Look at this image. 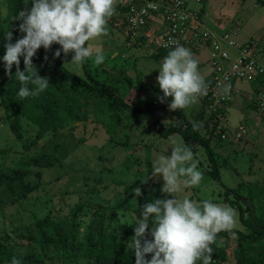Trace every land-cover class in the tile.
Here are the masks:
<instances>
[{
	"label": "rangeland",
	"instance_id": "374dc122",
	"mask_svg": "<svg viewBox=\"0 0 264 264\" xmlns=\"http://www.w3.org/2000/svg\"><path fill=\"white\" fill-rule=\"evenodd\" d=\"M184 2L200 13L210 30L222 32L237 27L238 40H257V56L264 61V6L256 0ZM26 5L30 8L31 0H26ZM14 7L15 0H0V45L6 42L5 31L13 21ZM125 22L124 10L117 0L116 13L108 22V35L90 42L101 45L105 56L99 66L94 64V58L88 59L91 74L113 86L129 105L155 108L164 127L178 124L179 115L164 108L168 107L171 97L164 103L157 99L163 95L156 82L157 68L171 50L157 58L147 41L130 43L125 35ZM59 47L54 44L49 51L54 53ZM188 49L198 59L199 70L206 78L208 55L198 49ZM4 54H0V171L9 173L20 168L25 172L24 181L34 188L21 197L18 183L11 189L0 185V248L3 250L0 264H11L13 257L21 264H93L107 257L135 264V255L130 254L133 249L129 246L134 235L131 226L134 218L139 216L144 203L165 196L160 191L162 178L148 179L146 184H141L140 180L146 175L151 177L153 153L170 155L172 141L186 144L183 137L176 133L160 137L154 117L148 111L134 113L116 106L107 96H86L75 82L58 74L51 79L47 92L78 99L81 119H68L46 132L36 144H31L38 127L22 117V138L18 139L9 126L13 114L3 83L9 76L2 60ZM59 59L69 71L84 77L82 66L70 63L71 53L66 57L61 53ZM15 71L13 65L12 73ZM238 85L241 90L226 111L229 123L226 139L209 133V113L202 96L197 103L180 110L188 120L200 123V134L208 139L217 163H221L219 179H215L204 171L211 163L203 146L186 144L198 162L203 180L199 187L187 188L181 195L197 201L212 198L215 203L230 205L224 199L225 190L229 188L232 193L252 198L251 203L259 213L264 210V194L257 197L255 189L264 188V124L252 104L250 84L243 81ZM61 89L65 92L61 93ZM240 122L247 125L248 134L235 138L233 127ZM38 154L50 156L56 161L55 165L36 167L29 159ZM37 171L39 176L35 174ZM252 186L255 189L248 195ZM136 187L141 188L142 195L135 200L132 189ZM229 198L234 197L231 194ZM237 201L242 208L246 206L241 198ZM230 206L238 213L236 229L247 232L239 216V205ZM244 215L247 216L248 211ZM93 228L103 229L106 240L114 239L118 245L115 251L93 249L90 253H70L68 246L54 245L60 241V236L73 243L84 242ZM236 240V235L229 234L222 249L223 238L217 239L211 246V264H234L239 255ZM249 252L258 253L253 249Z\"/></svg>",
	"mask_w": 264,
	"mask_h": 264
},
{
	"label": "clouds",
	"instance_id": "9594fccd",
	"mask_svg": "<svg viewBox=\"0 0 264 264\" xmlns=\"http://www.w3.org/2000/svg\"><path fill=\"white\" fill-rule=\"evenodd\" d=\"M116 5L117 0H31L30 8L26 5L13 17V21H20L18 31L22 35L13 43V32L5 31L7 43L2 60L9 76L13 65L16 66L15 75L21 83L17 95L24 99L49 87V77L41 76L33 63L41 48L47 52L54 44L59 45L53 59L61 57V53L65 57L71 53L70 63L78 67L93 58L96 66L103 64V47L90 42L108 35V22L116 13ZM44 60H48L47 55ZM157 69L156 82L163 93L157 99L164 103L171 97L169 111L186 109L207 95L209 86L190 49L175 46ZM29 84L34 88L30 89ZM230 90L231 85L225 86L224 95ZM200 127L199 122H193V131ZM160 178L164 198L144 203L131 225L134 235L129 246L135 254V264H211V246L218 234L235 235L236 209L215 203L212 198L197 201L181 195L187 188L199 187L203 180L198 162L186 144L173 140L170 155L153 153L151 177L146 175L140 181L146 184L148 179ZM132 191L133 199L142 195L140 187ZM148 254L151 259L146 258ZM11 264H21V261L13 257Z\"/></svg>",
	"mask_w": 264,
	"mask_h": 264
},
{
	"label": "trees",
	"instance_id": "16d2710c",
	"mask_svg": "<svg viewBox=\"0 0 264 264\" xmlns=\"http://www.w3.org/2000/svg\"><path fill=\"white\" fill-rule=\"evenodd\" d=\"M258 4L264 6V0H256ZM26 6V0H15L14 7V17ZM125 10L124 7H122ZM20 21H12L10 24L8 31L13 32V43L17 38H19L22 34L18 31V25ZM142 39H140L141 41ZM5 43L0 45V54L6 52ZM165 53L164 50H159L153 55L157 58L163 56ZM45 55L48 56V60L45 61ZM33 63L39 70V74L41 76H47L51 79L60 75L63 78L69 79L75 82L76 86L79 87L80 91L86 96H95V97H109L112 102L116 106H120L124 109L132 111L134 113H140L144 111H148L153 115L154 124L156 126V130L160 137L167 138L171 134H179L183 137V140L186 144H197L203 146L209 160L211 163V167L209 169L204 168L209 175H211L215 179H219L220 171L219 166L221 163H217L215 153L210 146L208 139H205L200 134V129L198 131H193V122L188 120L184 113L180 110L174 111L179 115L178 124H173L164 127L159 119L158 113L154 112L155 108H148L149 105L140 107V106H131L123 98L118 94L117 90L105 83L104 81L99 80L96 76L91 74L88 68V60L82 65L84 77L79 76L71 71H69L61 62L59 58L53 59V52L45 51L43 48L39 49L36 56L33 58ZM20 70H24L23 58L21 57ZM16 72V71H15ZM15 72L8 76L3 80L5 85V89L7 90V94L11 103V112L13 114V118L10 121V130L12 133L18 138H22L21 132V118L25 117L33 124L38 127L37 133L33 140L30 142L31 144H36L46 132L51 129H54L57 126L62 125L64 121L68 119H81L80 114V101L78 99H74L67 95L55 96L51 95L47 92V90L39 93L35 96H29L27 98L21 99L17 92L21 87V83L17 80ZM126 81L130 82L129 78H125ZM28 87L30 89L34 88L33 85L29 84ZM72 90V88L70 89ZM61 93L65 92L61 89ZM164 107V105H161ZM168 109V107H164ZM169 110V109H168ZM173 112V111H171ZM212 116L207 118V122H212ZM216 123L213 122L211 129L209 128V124H207V129L209 133H215ZM216 134V133H215ZM218 135V134H216ZM30 162L38 168H50L55 165V160L50 156L45 154H38L30 157ZM39 176V171L35 173ZM25 175L24 170L20 168H14L11 172L6 173L4 171H0V185L3 184L7 188L11 189L13 184L18 183L20 185V196L25 197L27 193L33 190V186L24 181L23 177ZM255 189L253 186L248 189V195L252 194V190ZM257 197L259 195L264 194V188L257 187L255 189ZM233 195V199H230L229 196ZM247 195V196H248ZM239 196L235 193H232V189L226 188L224 193L225 201L230 205L238 204L239 206V216L242 220L243 225L245 226L247 232H244L241 229H233L236 235L237 247L239 248V255L234 261V264H262L264 262V210L262 212H256V205L251 203V199L249 196L246 197L247 201H243L246 203V206L242 208V206L237 201ZM248 211V215L245 216V212ZM73 234V233H72ZM84 242L73 243L71 240H67L66 237L60 236L59 242L54 245L58 248L60 246H68L67 251L70 253H80V252H88L90 253L93 249L98 252L106 251H115L117 248V244L114 239L106 240L105 233L103 229H91L90 233L85 237ZM223 238L222 249L226 246V243L229 239L228 232H221L218 234L217 239ZM62 244V245H61ZM256 250L258 253L256 255L250 254V250ZM246 251V253H244ZM3 250L0 248V255ZM134 256V252L130 253ZM5 255V254H4ZM6 256V255H5ZM151 254H148L146 257L150 259ZM263 261V262H262ZM93 264H129L126 261L119 260L116 258H102L101 260L95 261Z\"/></svg>",
	"mask_w": 264,
	"mask_h": 264
},
{
	"label": "built area",
	"instance_id": "2783aa9c",
	"mask_svg": "<svg viewBox=\"0 0 264 264\" xmlns=\"http://www.w3.org/2000/svg\"><path fill=\"white\" fill-rule=\"evenodd\" d=\"M125 8V35L130 43L147 41L155 52L169 51L180 45L198 49L208 55L209 71L205 81L207 95L202 96L207 106L211 129L226 139L229 126L226 111L239 94V83L250 84L252 104L264 124V61L257 56V40L240 41L238 30L231 28L214 32L206 27L200 13L190 8L184 0H120ZM231 85L227 96L225 86ZM233 137L248 134V127L240 122L233 127Z\"/></svg>",
	"mask_w": 264,
	"mask_h": 264
},
{
	"label": "water",
	"instance_id": "95a60500",
	"mask_svg": "<svg viewBox=\"0 0 264 264\" xmlns=\"http://www.w3.org/2000/svg\"><path fill=\"white\" fill-rule=\"evenodd\" d=\"M235 194H237V193H235ZM238 196H239V198H241L243 201H247V198L246 197H244V196H241V195H239V194H237Z\"/></svg>",
	"mask_w": 264,
	"mask_h": 264
}]
</instances>
